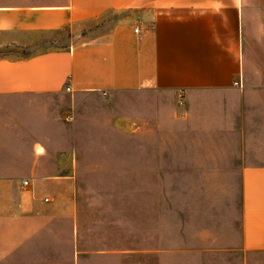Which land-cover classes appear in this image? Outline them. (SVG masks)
I'll return each mask as SVG.
<instances>
[{"label": "rangeland", "instance_id": "rangeland-1", "mask_svg": "<svg viewBox=\"0 0 264 264\" xmlns=\"http://www.w3.org/2000/svg\"><path fill=\"white\" fill-rule=\"evenodd\" d=\"M182 108L153 90L0 97V264H264L241 251L231 138L216 148Z\"/></svg>", "mask_w": 264, "mask_h": 264}, {"label": "crops", "instance_id": "crops-1", "mask_svg": "<svg viewBox=\"0 0 264 264\" xmlns=\"http://www.w3.org/2000/svg\"><path fill=\"white\" fill-rule=\"evenodd\" d=\"M152 90L231 138L241 251L264 252V0H0V97Z\"/></svg>", "mask_w": 264, "mask_h": 264}, {"label": "built area", "instance_id": "built-area-1", "mask_svg": "<svg viewBox=\"0 0 264 264\" xmlns=\"http://www.w3.org/2000/svg\"><path fill=\"white\" fill-rule=\"evenodd\" d=\"M135 31H136V32H140V28L136 27ZM234 85L237 86V87H238V86H240V87L242 86L241 82H236V83H234ZM66 90H67V91H70V90H71L70 86H66ZM178 103H179L180 105L183 104V98H182L181 95H180V97H179V99H178ZM69 120H70V119H69ZM20 185H21L23 188H27V187L30 186V180H29L28 178H23V179L20 180ZM45 201H48V199L46 198Z\"/></svg>", "mask_w": 264, "mask_h": 264}]
</instances>
